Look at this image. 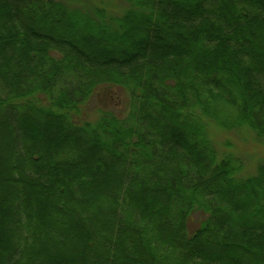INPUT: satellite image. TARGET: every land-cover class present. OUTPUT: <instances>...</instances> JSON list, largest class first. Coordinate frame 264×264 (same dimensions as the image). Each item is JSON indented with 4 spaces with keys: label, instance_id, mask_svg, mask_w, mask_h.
I'll return each mask as SVG.
<instances>
[{
    "label": "trees",
    "instance_id": "obj_1",
    "mask_svg": "<svg viewBox=\"0 0 264 264\" xmlns=\"http://www.w3.org/2000/svg\"><path fill=\"white\" fill-rule=\"evenodd\" d=\"M121 1L0 0V264H264V0Z\"/></svg>",
    "mask_w": 264,
    "mask_h": 264
},
{
    "label": "rangeland",
    "instance_id": "obj_2",
    "mask_svg": "<svg viewBox=\"0 0 264 264\" xmlns=\"http://www.w3.org/2000/svg\"><path fill=\"white\" fill-rule=\"evenodd\" d=\"M76 7H100L105 8L110 14L121 15L126 9V5L120 0H63ZM99 103L103 105L104 96L103 94L99 96ZM105 104L118 105L123 104L121 94L114 92L112 99H107ZM89 112L92 111L90 118L95 119V111L97 109L96 101H91L88 104L87 109ZM120 110V109H119ZM211 134H213V141L217 148V151L224 155L226 153H236V156L240 157L246 168L243 172L244 176L253 175L256 170L257 165L264 160V143L257 141L253 138V135L247 131V129H239L232 132L219 131L216 127H210ZM203 216L195 214L194 221L196 224L200 221Z\"/></svg>",
    "mask_w": 264,
    "mask_h": 264
}]
</instances>
